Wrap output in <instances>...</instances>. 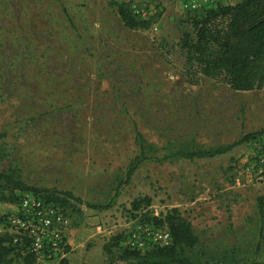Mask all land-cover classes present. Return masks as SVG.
I'll return each instance as SVG.
<instances>
[{
    "label": "rangeland",
    "instance_id": "374dc122",
    "mask_svg": "<svg viewBox=\"0 0 264 264\" xmlns=\"http://www.w3.org/2000/svg\"><path fill=\"white\" fill-rule=\"evenodd\" d=\"M118 4L150 11L149 26L125 27ZM191 16L173 0H0V171L66 200L57 205L75 227L68 264H133L119 261L121 240L107 253L93 225L173 208L198 238L186 251L198 263L264 264V182L236 186L232 166L264 135L212 158L147 159L126 179L137 131L161 158L264 128L263 89L187 81L178 41ZM24 192L0 201V216Z\"/></svg>",
    "mask_w": 264,
    "mask_h": 264
},
{
    "label": "trees",
    "instance_id": "16d2710c",
    "mask_svg": "<svg viewBox=\"0 0 264 264\" xmlns=\"http://www.w3.org/2000/svg\"><path fill=\"white\" fill-rule=\"evenodd\" d=\"M117 14L123 25L129 29L149 26V19H139L123 4L117 5ZM189 23L191 29L182 33L178 46L185 58L186 76L183 75L187 77L190 84L195 85L201 77H204L221 80L234 91L264 90V0H239L233 4L219 3L207 10L192 13ZM255 135H264V128L255 133L245 134L229 144L213 147H179L158 158V150L152 144L146 143L137 131L135 140L138 153L129 162L126 179L130 178L144 160L212 158L254 139ZM16 191H33L56 205L58 201L66 202L65 199L55 198V203L47 195L35 192L34 188L12 174L0 171V201L13 202L16 199ZM148 201V199L145 200V205ZM139 203L138 200H133L132 209L136 211ZM258 206L262 211L264 204L260 197ZM140 218L153 221L155 224L166 225L171 234L172 243L167 247L145 253L126 248L127 251H123L118 257L119 261L131 260L133 264H200L186 254L187 250L197 244L198 238L190 223L181 216L177 208L158 217H148L144 212ZM121 237V235L110 237L104 245V250L110 253L111 248L120 242ZM12 252H16L21 258L20 264H42L36 262L35 257L24 248L12 244L11 237L4 233L0 236V264H9L10 258L7 257ZM58 264H68V261L62 259Z\"/></svg>",
    "mask_w": 264,
    "mask_h": 264
},
{
    "label": "built area",
    "instance_id": "2783aa9c",
    "mask_svg": "<svg viewBox=\"0 0 264 264\" xmlns=\"http://www.w3.org/2000/svg\"><path fill=\"white\" fill-rule=\"evenodd\" d=\"M181 12L198 13L215 7L220 0H173ZM132 13L142 20H148L151 12L136 5ZM234 183L244 187L246 184L264 182V146L251 156H245L232 164ZM160 214L155 212L154 217ZM141 214L125 218L121 224L105 225L96 222L93 225L97 235L112 237L121 235L125 248L140 253L164 248L172 243L171 234L166 225L155 224L140 218ZM3 233L11 237L12 244L21 246L35 257L36 262H60L67 259L72 250L70 235L75 227L63 210L41 195L24 192L14 203L10 212L0 216ZM2 230H0L1 232ZM23 250V249H22Z\"/></svg>",
    "mask_w": 264,
    "mask_h": 264
},
{
    "label": "crops",
    "instance_id": "0c3cea01",
    "mask_svg": "<svg viewBox=\"0 0 264 264\" xmlns=\"http://www.w3.org/2000/svg\"><path fill=\"white\" fill-rule=\"evenodd\" d=\"M230 4H233V3H230ZM225 145V144H224ZM233 149H235V147L234 148H232L231 150H229V151H227L226 153H224V154H229L230 152L232 153V151H233ZM224 154H222V155H224Z\"/></svg>",
    "mask_w": 264,
    "mask_h": 264
}]
</instances>
